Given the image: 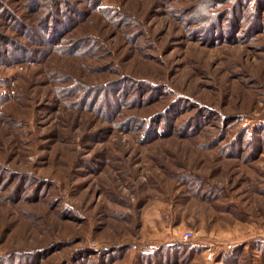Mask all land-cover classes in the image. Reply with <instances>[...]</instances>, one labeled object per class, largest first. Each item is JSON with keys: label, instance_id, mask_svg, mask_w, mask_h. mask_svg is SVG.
<instances>
[{"label": "rangeland", "instance_id": "obj_1", "mask_svg": "<svg viewBox=\"0 0 264 264\" xmlns=\"http://www.w3.org/2000/svg\"><path fill=\"white\" fill-rule=\"evenodd\" d=\"M0 264H264V0H0Z\"/></svg>", "mask_w": 264, "mask_h": 264}, {"label": "built area", "instance_id": "obj_2", "mask_svg": "<svg viewBox=\"0 0 264 264\" xmlns=\"http://www.w3.org/2000/svg\"><path fill=\"white\" fill-rule=\"evenodd\" d=\"M183 239L184 240H195V238L193 237V232L191 230H187L184 234H183ZM216 242L214 241H208V242H205L204 243V246H205V250H204V253H205V258L208 260V261H213L216 257V254H217V248H216ZM235 246L234 243H231V242H228L226 245H225V248L226 249H231Z\"/></svg>", "mask_w": 264, "mask_h": 264}, {"label": "trees", "instance_id": "obj_3", "mask_svg": "<svg viewBox=\"0 0 264 264\" xmlns=\"http://www.w3.org/2000/svg\"><path fill=\"white\" fill-rule=\"evenodd\" d=\"M29 60V59H28ZM228 256V255H227ZM230 256V255H229Z\"/></svg>", "mask_w": 264, "mask_h": 264}]
</instances>
